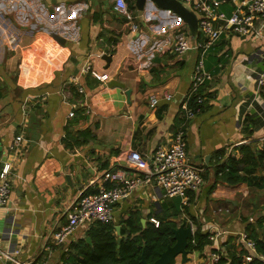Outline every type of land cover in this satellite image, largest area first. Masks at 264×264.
I'll return each mask as SVG.
<instances>
[{"label": "crops", "instance_id": "0c3cea01", "mask_svg": "<svg viewBox=\"0 0 264 264\" xmlns=\"http://www.w3.org/2000/svg\"><path fill=\"white\" fill-rule=\"evenodd\" d=\"M127 1L137 24L134 31L109 0H0L1 157L16 135L24 137L10 177L9 202L0 207V250L20 261L62 264L73 243H92L102 230L96 222L80 224L57 246L52 233L79 194L91 189L90 180L105 169L126 166L121 157L128 150L149 157L167 146L182 121L179 107L201 52L195 46L203 37L199 31L192 35L168 9L147 1L139 10L134 0ZM203 1L213 13L230 15L243 0ZM178 28L188 32L192 46L181 55L170 50ZM55 35L65 38L64 45ZM10 36L15 37L12 45ZM104 53L111 56L109 62ZM85 65L105 78L84 72ZM204 69L211 75L201 87L204 105L186 123L187 155L203 169L201 187L176 206L174 197H165L155 183L139 185L113 207L108 223L116 239L121 236L115 226L121 230L127 219L143 227L169 215L194 230L196 220L203 232L219 233L222 242L245 232L243 217L254 223L264 215L253 200L264 189L216 179L217 165L239 157L238 145H264V87L257 83L264 69V21L255 17L246 35L224 30L206 49ZM73 78L83 89L77 98L70 92V87L76 90ZM152 95L158 97L154 108L149 106ZM73 105L83 108V118L68 116ZM83 129L94 134L91 141L68 139L70 146L65 144L67 130ZM175 209L177 216L172 215ZM207 255L193 251L185 262L177 256L174 264H205Z\"/></svg>", "mask_w": 264, "mask_h": 264}, {"label": "built area", "instance_id": "2783aa9c", "mask_svg": "<svg viewBox=\"0 0 264 264\" xmlns=\"http://www.w3.org/2000/svg\"><path fill=\"white\" fill-rule=\"evenodd\" d=\"M113 10L126 17L131 24V29H137V24L131 21L132 13L127 0H109ZM187 3L197 14L198 31L203 37L202 42H198L195 47L200 48L201 52L194 65L191 75V85L188 93L180 103V113L182 121L177 126L175 132L171 134L167 146H159L154 153L147 157L135 150H128L121 159L126 166L118 165L113 168L105 169L98 177L90 180L91 189L82 191L76 201L68 207L66 220L52 233V244L60 245L73 233L82 223L100 222L107 223L112 219L113 207L116 203L128 196L131 191L141 184L153 182L163 191L165 197L179 196L183 203L188 200V193L199 190L203 183V169L193 165L187 155L186 144V123L201 110L204 103L203 93L196 98V107L188 105V99L196 93L202 85L210 79L211 75L204 69V55L206 49L212 45L225 31H232L237 34L246 35L251 33L255 17H260L264 21V0H243L230 15L222 12L213 13V8L203 0H180ZM214 4H216L214 2ZM244 7V8H242ZM219 20L220 24H215ZM188 32L184 28H178L173 33L171 52L181 55L192 46L188 40ZM14 36L8 38V43L13 44ZM84 72H90L97 78H105L92 70L89 65H85ZM76 84V92H82L81 85L72 79ZM257 83L264 87V69L260 73ZM167 99L171 98L169 93L164 95ZM66 98V94L64 95ZM158 102V97H150L151 108ZM75 105L72 106L69 117L74 115ZM24 145L23 135H16L12 140L8 154L4 160L0 155V207L8 204L11 194V179L13 165L20 155ZM158 225L157 221H154ZM194 232V229H193ZM219 233L208 236L209 240L215 243L216 251L210 253V263L217 264L220 258L221 246L218 241ZM237 242L244 244L248 253L244 256L242 264L256 257L264 261V252L257 253L256 245L249 238L246 232H242L236 238ZM0 260L3 264H30L27 261H20L6 251L0 250Z\"/></svg>", "mask_w": 264, "mask_h": 264}, {"label": "trees", "instance_id": "16d2710c", "mask_svg": "<svg viewBox=\"0 0 264 264\" xmlns=\"http://www.w3.org/2000/svg\"><path fill=\"white\" fill-rule=\"evenodd\" d=\"M72 97H78L74 87H70ZM200 88L188 99L190 107H196V98L202 94ZM204 95V94H203ZM204 103L201 105V109ZM73 121L84 117L82 107L73 110ZM94 134L89 129L78 130L71 133L67 130L64 142L67 146L68 139H72L75 144H84L91 141ZM239 157H229L228 161L216 166V179L229 185L245 182L252 190L264 189V145L257 148L255 141H250L238 145ZM223 152L217 153L222 156ZM254 207V206H253ZM264 210V203L261 205ZM254 209V208H253ZM179 211L175 209L172 215L177 216ZM169 215L159 218L158 225L148 222L142 227L141 224H134L133 220L127 219L120 230L119 251H117V240L113 227L110 223L96 222L102 226L100 232L93 237L92 243L84 240L73 243L67 251V256L63 257L62 264H143L142 254L146 262L156 260L159 253L168 245L174 243L172 229L180 222L169 220ZM246 221L245 232L256 245V252H264V215L259 214L254 223L248 221V217H243ZM195 230L189 240V253L196 251L207 254L216 251L214 242L208 239L209 234L202 231V225L193 219ZM221 255L217 264H242L244 256L249 252L244 244L236 241L235 235H227V238L220 244ZM211 264L207 255V262ZM246 264H264V261L253 257Z\"/></svg>", "mask_w": 264, "mask_h": 264}, {"label": "water", "instance_id": "95a60500", "mask_svg": "<svg viewBox=\"0 0 264 264\" xmlns=\"http://www.w3.org/2000/svg\"><path fill=\"white\" fill-rule=\"evenodd\" d=\"M147 1L152 3L155 7L168 9L175 13L179 18L187 24L192 35H196L198 32V17L197 14L190 8L187 3H184L180 0H134V5L137 9L142 10L146 5ZM55 39L61 44L64 45L65 38L59 35L54 36ZM102 58L107 62L110 61L111 56L109 54L104 53ZM128 93V92H127ZM5 156H2L1 159L4 160ZM69 183V177H66ZM143 222V220H142ZM116 234L120 233V226H115ZM174 243L172 245H168L163 251L159 253V256L156 260L152 262H146L145 259L142 258L141 261L143 264H174L175 258L177 256L181 257L182 261L188 260V246L189 240L193 236V228L191 223H187L186 221H181L180 224L172 229ZM86 240L89 241V237H86ZM119 243L120 238L117 240V251H119Z\"/></svg>", "mask_w": 264, "mask_h": 264}, {"label": "rangeland", "instance_id": "374dc122", "mask_svg": "<svg viewBox=\"0 0 264 264\" xmlns=\"http://www.w3.org/2000/svg\"><path fill=\"white\" fill-rule=\"evenodd\" d=\"M257 193H259V195L256 196V198L253 199V200L257 201V205L255 206V208H256V210L260 211L261 210L260 209L261 208V203L264 202V191L263 192H257ZM254 196L255 195H253L252 197H254ZM172 202H173L174 205L180 206L181 198L179 196H174V198H172ZM250 210L253 211L252 207H251V209L250 208L248 209V211H250Z\"/></svg>", "mask_w": 264, "mask_h": 264}]
</instances>
